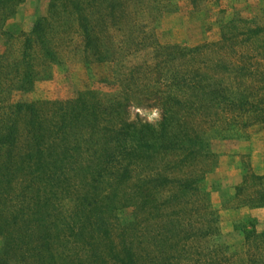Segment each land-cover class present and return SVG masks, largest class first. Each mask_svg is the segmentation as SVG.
I'll use <instances>...</instances> for the list:
<instances>
[{"label": "trees", "instance_id": "16d2710c", "mask_svg": "<svg viewBox=\"0 0 264 264\" xmlns=\"http://www.w3.org/2000/svg\"><path fill=\"white\" fill-rule=\"evenodd\" d=\"M23 1L0 0V264H264L253 220L233 225L240 250L213 241L218 217L198 187L222 126L243 115L264 122L261 100L223 82L241 73L221 55L224 42L233 52L238 38L257 42L264 30L232 24L184 48L158 43L137 20L153 19L157 0H48L12 45L3 25ZM70 27L87 62L119 65L144 50L149 59L122 66L111 94L10 100L57 61L55 37ZM130 105L156 108L159 122L127 121ZM247 179L232 199L250 189L241 204L264 207V179Z\"/></svg>", "mask_w": 264, "mask_h": 264}, {"label": "rangeland", "instance_id": "374dc122", "mask_svg": "<svg viewBox=\"0 0 264 264\" xmlns=\"http://www.w3.org/2000/svg\"><path fill=\"white\" fill-rule=\"evenodd\" d=\"M47 2L24 0L16 6L12 17L3 25V31L14 38L12 45L20 42L19 35L28 34L36 17L45 14ZM157 3L160 8L153 19L142 15L137 20L160 44L198 47L219 40L220 29L225 31L232 24L241 29L260 27L264 30V0H157ZM5 40L0 36V54L4 50ZM256 40L251 38L242 43L238 38L233 52L227 42L223 43L222 59L225 63L240 67L243 76H237L234 80L231 72L225 73L223 82L238 93H250L251 102L261 100L259 107H263L264 31ZM54 43L57 61L47 71L38 66V79L31 91L25 94L13 92L10 100H67L87 89L111 94L117 91L115 79L122 66L141 63L148 60L150 55L148 50H144L128 56L119 65L116 62H87L82 53L80 36L74 27L57 35ZM241 67L248 68L241 70ZM252 116L243 115L237 127L230 131L222 126L221 138L209 142L211 161L209 165L204 164L207 170L198 181V187L208 193L209 202L218 217L219 235L213 241L230 245L235 250L241 249V240L240 234L232 229L234 224L249 219L253 220L256 231H264V207L241 204L250 189L243 191L239 198L232 199L234 188L239 185L245 188L249 175L264 179V122H260L259 116ZM126 117L129 122L140 121L151 125H157L160 119L156 108L136 105L128 107Z\"/></svg>", "mask_w": 264, "mask_h": 264}]
</instances>
